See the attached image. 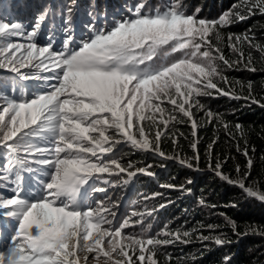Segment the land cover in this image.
I'll list each match as a JSON object with an SVG mask.
<instances>
[{"label": "snow or ice", "instance_id": "obj_1", "mask_svg": "<svg viewBox=\"0 0 264 264\" xmlns=\"http://www.w3.org/2000/svg\"><path fill=\"white\" fill-rule=\"evenodd\" d=\"M127 11L128 15L111 23L107 13H102L104 24L98 27L90 22L86 25L90 35L73 46V7H66L60 13L65 33L60 50H55L51 40L46 45L37 42L42 25L49 20L47 10L38 15L30 31L20 23L0 21V69L15 74L18 82H39L31 93L18 84L19 96L0 94V184L13 193L0 195V217L11 225L10 235L0 234L5 241L0 247V264H158L160 248L191 243L193 233L199 232L196 228L172 231L165 225L155 236L145 235L152 227L148 224L139 234L126 233L125 228L142 224L143 219L116 222L115 201L105 197L85 205L82 189L88 191L84 188L88 185L92 192H106L95 186L96 181L116 187L139 175H155L152 165L122 163L123 156L116 150L119 144L178 159L194 168L189 160L166 156L160 149L161 138L170 122H184L175 113L187 118L196 136L192 108L203 109V105L192 99L194 95H211L208 89H214L220 95L241 98L214 82L213 77L219 76L227 83L215 61L228 67L245 62L238 45L247 43L250 51L245 67L255 71L251 49L264 57V45L254 43L247 33L242 37L229 34L228 46L238 54L230 62L208 37L215 32L219 40L220 28L257 11L264 14V0H238L216 20L198 19L199 10L186 14L181 0H173L163 11L149 7L148 0H137ZM21 39L26 42H18ZM248 89L249 96L244 98L259 103L251 96L252 82ZM206 116L218 118L210 110ZM235 127L241 128L239 124ZM191 147L196 149V141ZM244 155L248 156L247 149ZM194 159L198 161L199 155ZM209 167L222 181L264 203V192L246 184L253 167L251 157L248 171L237 180L225 175L219 162ZM236 171L240 172L239 166ZM26 181L31 182L27 189ZM159 195L153 193L152 198ZM154 211L146 214L151 216ZM132 215L143 218L145 213ZM228 223L240 235L235 222ZM217 227L207 225L210 231ZM196 238L217 246L231 243L223 233H200ZM229 262L226 256L224 264Z\"/></svg>", "mask_w": 264, "mask_h": 264}, {"label": "trees", "instance_id": "obj_2", "mask_svg": "<svg viewBox=\"0 0 264 264\" xmlns=\"http://www.w3.org/2000/svg\"><path fill=\"white\" fill-rule=\"evenodd\" d=\"M74 1L8 0L2 4L0 11L6 9L8 12L9 7H12L15 12L20 13L21 8H28L32 4L37 10L42 6L50 14L48 21L54 22V26L62 33L60 13L68 6L73 7L71 25L73 28L80 16L83 25L90 21L102 23L101 14L104 12L107 13L110 22L120 19L117 16L123 5L132 4L134 7L137 3V0H80L81 11L76 13ZM165 1L173 2V0ZM237 3L238 0H181L186 14L191 15L199 10L197 18L207 20L218 19ZM148 4L149 7L160 8L161 11L167 7L166 2L160 3L159 0H148ZM4 17L5 15L0 14V21L6 22L3 20ZM24 25L31 27L27 23ZM219 32V40L215 32L208 38L222 50L226 59L230 62L236 61L238 54L228 46L229 34L242 37L247 33L253 38L254 43L264 45V14L257 11L246 20L220 28ZM238 47L244 52L246 62L250 51L249 45L243 43ZM251 52V66L256 69L255 71L248 70L245 62L233 63L232 67H228L223 65L222 61L216 60L221 75L227 77V83L219 76L213 77L214 82L225 91L231 89L241 97L240 99L220 95L214 89H208L211 95H194L192 99L198 100L199 104L203 105V109L198 106L192 108L193 117L198 125L196 136L192 135L191 123L187 118L175 113L178 119L184 122H170L167 132L161 138L160 149L166 156L189 160L194 168L182 165L178 159H166L152 152L133 149L129 144L116 146V150L123 156L122 163L127 164L131 160L138 167L152 165L150 170L155 173L154 176L139 175L129 184L113 187L114 190L109 194L97 199L107 197L117 203V207L113 210L120 213L119 222L129 217L133 221L143 219L142 224L125 228L124 231L139 234L148 224L152 227L145 235L152 236L159 233L165 225H168L172 231L199 229V232L193 233L191 243L177 242L160 248L156 253L158 264H224L226 256L230 257L229 264H264V234H261L264 233V203L247 197L239 187L222 181L209 167L211 164L214 168L219 162L221 171L233 180H237L248 171L247 160L251 157L253 167L246 184L255 185L257 190L264 192V107L261 106L264 105V57L254 48ZM249 82H252L251 96L259 103H252L251 99L244 98L249 96ZM0 94L4 92L0 91ZM164 106L168 109L172 108L171 105ZM208 110L218 114V118L214 117L210 120L206 116ZM145 124L147 126V121ZM224 124L228 127L225 128ZM237 124L241 126L240 129L235 127ZM174 139L176 143H173ZM193 141L197 144L195 150L191 147ZM245 149L248 152L247 157L244 155ZM2 154L0 152V163L3 162ZM197 154L198 161L194 159ZM237 166L240 168L239 173L236 171ZM189 180L191 183L188 182ZM131 183H134L132 189L129 188ZM167 184L176 187H161ZM181 186L190 191L182 190ZM153 193L162 195L152 198ZM124 195L129 196V201L122 209L117 200ZM146 196L149 198L145 199ZM202 200L204 204H201ZM161 204H165L166 207L160 208ZM152 209L157 211L151 216L147 215L146 212ZM133 212L145 213V215L141 218L139 215L133 216ZM229 220L235 222L236 232L240 235L234 233L231 224L228 223ZM201 225L204 227L201 228ZM207 225L218 227L215 231H210ZM200 233L204 236L223 233L231 243L217 246L211 241L201 242L196 238Z\"/></svg>", "mask_w": 264, "mask_h": 264}, {"label": "rangeland", "instance_id": "obj_3", "mask_svg": "<svg viewBox=\"0 0 264 264\" xmlns=\"http://www.w3.org/2000/svg\"><path fill=\"white\" fill-rule=\"evenodd\" d=\"M18 42L25 43L26 40H19ZM37 42H38L40 45H44V44H43V41H42V39H41V37H40V33H39V35H38ZM202 50H203V49H202ZM215 63H217V62L215 61ZM0 70L7 72L6 70H3V69H0ZM23 70H27V71H29V69H23ZM37 82H38V81H37ZM38 83H39V82H38ZM122 175H123V174H122ZM2 190H3V189L0 188V191H2ZM9 196H11V195H9ZM3 229H4L3 227H0V234L6 236L5 234H3ZM124 232H126V231H124ZM126 233H127V232H126ZM2 243H4V241H3V240H0V244H2ZM134 259H135V257H134Z\"/></svg>", "mask_w": 264, "mask_h": 264}]
</instances>
